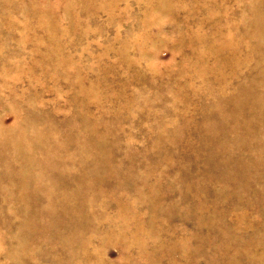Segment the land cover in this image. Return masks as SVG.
Listing matches in <instances>:
<instances>
[{
	"label": "rangeland",
	"instance_id": "obj_1",
	"mask_svg": "<svg viewBox=\"0 0 264 264\" xmlns=\"http://www.w3.org/2000/svg\"><path fill=\"white\" fill-rule=\"evenodd\" d=\"M0 264H264V0H0Z\"/></svg>",
	"mask_w": 264,
	"mask_h": 264
}]
</instances>
